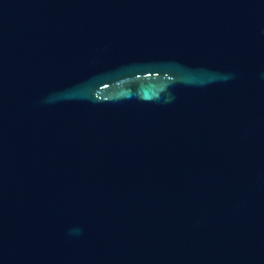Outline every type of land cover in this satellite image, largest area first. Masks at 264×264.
I'll return each instance as SVG.
<instances>
[{"label": "water", "instance_id": "95a60500", "mask_svg": "<svg viewBox=\"0 0 264 264\" xmlns=\"http://www.w3.org/2000/svg\"><path fill=\"white\" fill-rule=\"evenodd\" d=\"M0 264H264V0H0Z\"/></svg>", "mask_w": 264, "mask_h": 264}]
</instances>
